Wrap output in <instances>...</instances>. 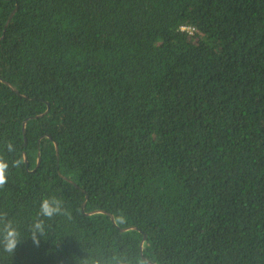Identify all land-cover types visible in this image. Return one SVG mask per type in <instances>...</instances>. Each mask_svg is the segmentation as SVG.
Masks as SVG:
<instances>
[{"label":"trees","instance_id":"1","mask_svg":"<svg viewBox=\"0 0 264 264\" xmlns=\"http://www.w3.org/2000/svg\"><path fill=\"white\" fill-rule=\"evenodd\" d=\"M0 160V264H264V0H0Z\"/></svg>","mask_w":264,"mask_h":264},{"label":"clouds","instance_id":"2","mask_svg":"<svg viewBox=\"0 0 264 264\" xmlns=\"http://www.w3.org/2000/svg\"><path fill=\"white\" fill-rule=\"evenodd\" d=\"M183 27V26H182ZM9 150H12V145L9 144ZM7 164L0 160V186H2L6 182L5 177V169ZM61 211L60 201L56 198L44 199L41 202L40 206V214L42 216L51 217L54 214H57ZM5 233H4V250L9 253H14L18 244L19 238L18 233L14 227H12L11 223H5L4 225ZM42 231V225L40 222H37L34 225V234H33V243L35 245H39L40 241L35 235L36 232ZM92 264H100V261L94 260ZM105 264H133V261L124 256H114L110 261H106Z\"/></svg>","mask_w":264,"mask_h":264},{"label":"water","instance_id":"3","mask_svg":"<svg viewBox=\"0 0 264 264\" xmlns=\"http://www.w3.org/2000/svg\"><path fill=\"white\" fill-rule=\"evenodd\" d=\"M12 15H13V12L10 14V16H9V18H8V20H7L6 24H5V26L8 25L10 19L12 18ZM5 83H6L8 86H10V84H8L7 82H5ZM10 87L12 88V90H15L12 86H10ZM56 150H57V148H56ZM24 156H25V154H24ZM39 158H40V156H39V154H38L37 164L39 163ZM98 212H99V211L94 210V211L90 212L89 214L98 213ZM111 220L114 222V217H113V216H111ZM143 243H144V241L141 242V245H140V248H141V249H142V247H143V246H142ZM152 264H153V263H152Z\"/></svg>","mask_w":264,"mask_h":264},{"label":"built area","instance_id":"4","mask_svg":"<svg viewBox=\"0 0 264 264\" xmlns=\"http://www.w3.org/2000/svg\"><path fill=\"white\" fill-rule=\"evenodd\" d=\"M180 29L181 30H187L189 32H191V30H192L189 26H183V27L181 26Z\"/></svg>","mask_w":264,"mask_h":264}]
</instances>
